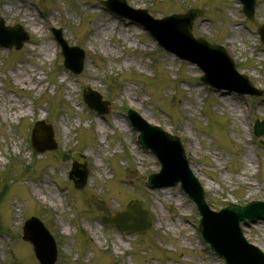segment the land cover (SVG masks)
I'll list each match as a JSON object with an SVG mask.
<instances>
[{"label":"rangeland","instance_id":"1","mask_svg":"<svg viewBox=\"0 0 264 264\" xmlns=\"http://www.w3.org/2000/svg\"><path fill=\"white\" fill-rule=\"evenodd\" d=\"M21 1L27 6L23 10L15 5ZM99 1L0 0L5 23L21 24L29 33L20 50L0 45V264H40L22 238L23 222L32 215L57 239L56 264H225L203 241L196 204L180 184L147 182L161 164L139 143L125 113L134 108L182 138L207 201L219 210L230 202L264 199V137L252 129L256 119H264V94L203 84L195 64L163 50L142 25ZM127 1L156 18L198 7L203 13L194 21V35L223 44L239 72L264 90V44L258 33L264 0H256L254 20L246 18L239 0ZM100 22L107 28L98 31ZM53 27L85 50L81 74L63 66ZM42 43H51L50 51H43ZM88 88L110 101L109 113L86 106ZM223 92L232 94L233 106L221 100ZM37 120L53 126L55 149H33L29 139ZM74 161L89 169L81 189L69 179ZM133 199L149 211V231L130 233L103 223V215ZM242 227L264 250V219Z\"/></svg>","mask_w":264,"mask_h":264},{"label":"water","instance_id":"2","mask_svg":"<svg viewBox=\"0 0 264 264\" xmlns=\"http://www.w3.org/2000/svg\"><path fill=\"white\" fill-rule=\"evenodd\" d=\"M101 2L109 8L121 11L123 16L141 22L167 50L175 52L184 60L187 59L197 63L205 72L202 77L204 83L216 89L236 90L242 94L261 93L253 87L246 75L238 73L234 60L223 46L211 44L205 38H195L193 36L192 23L196 16V9L192 8L186 14H174L168 17L166 20L173 19L177 22L179 30L174 37H167L163 33L157 32L156 29V24L163 22V20L151 18L147 10L133 9L127 5L126 0H105ZM243 2L247 15L253 18L255 0H243ZM54 32L62 43L66 67L75 73H80L84 68V50L78 46H69L63 39L61 30L54 29ZM260 33L264 41V25L260 28ZM8 34L12 36L10 39H6ZM27 40L28 35L22 32L21 27L5 26L4 20L0 19V44L2 46L21 48ZM197 48H202V50ZM193 50H196V52ZM237 81L238 85L236 83L232 84ZM84 96L86 103L91 108L104 113L108 111L107 106L109 103L103 101L102 96L97 92L90 91V95L85 94ZM129 117L136 131L141 132L140 141L146 147L152 149L162 162L161 171L152 174L150 177L151 182L159 185L182 182L183 188L194 199L202 214L200 230L205 240L221 255H224L229 264H264V252L246 239L240 227L242 220H255L264 217V200H254L246 205L233 202L220 212H214L205 200V191L202 184L189 167L180 137L167 133L159 126L150 124L133 110L129 111ZM43 128V122H38L37 127L34 128V147L38 151L55 149L56 145L51 139L53 137L51 127L47 128L50 141L45 145L40 144L38 134ZM255 132L257 135H264V120H257ZM262 142L264 143V140ZM74 174L76 175V185L78 187L84 186L87 181L88 170H81L76 165L72 171V175ZM143 213L141 202L133 201L125 211L119 212L115 216L105 219V221L113 222L122 229L145 232L150 228L151 223L147 219V213ZM25 223L24 238L34 243L36 254L41 263L54 264L57 258V248L53 237L39 219L33 217Z\"/></svg>","mask_w":264,"mask_h":264},{"label":"bare ground","instance_id":"3","mask_svg":"<svg viewBox=\"0 0 264 264\" xmlns=\"http://www.w3.org/2000/svg\"><path fill=\"white\" fill-rule=\"evenodd\" d=\"M15 5H16V7H18L19 9H22V10H23L24 7H27L26 4L24 2H22V1L21 2H16ZM3 12L5 14H7L8 11L7 10H3ZM27 17L28 16H26V19H27ZM107 26H108V23H106V22H100L97 30L98 29L101 30V29H104V28L106 29ZM202 27H203V25H202ZM203 28H204L205 32H208L209 31L208 28L205 25H204ZM40 46H41V48H42L43 51L48 52V51H50L52 45H51V43L50 44L49 43H42V45H40ZM232 98H234L232 96V94H229L227 92H223V95H222L221 100L222 101H225L226 103L231 104L230 102H233ZM231 106H233V104H231ZM260 107H261L262 111H264V102L261 104ZM248 157H249L250 162H252L253 160L251 159V156L248 155ZM42 183H43L42 181H39L38 186L41 187L40 185Z\"/></svg>","mask_w":264,"mask_h":264}]
</instances>
